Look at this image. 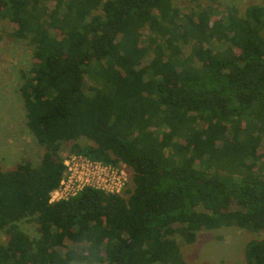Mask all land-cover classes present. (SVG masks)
Instances as JSON below:
<instances>
[{
  "label": "trees",
  "instance_id": "trees-1",
  "mask_svg": "<svg viewBox=\"0 0 264 264\" xmlns=\"http://www.w3.org/2000/svg\"><path fill=\"white\" fill-rule=\"evenodd\" d=\"M178 14L170 0H0L32 47L20 95L43 149L37 166H0V264H184L177 236L223 227L262 233L244 255L264 264V3ZM65 144L124 164L129 188L48 203Z\"/></svg>",
  "mask_w": 264,
  "mask_h": 264
},
{
  "label": "rangeland",
  "instance_id": "rangeland-1",
  "mask_svg": "<svg viewBox=\"0 0 264 264\" xmlns=\"http://www.w3.org/2000/svg\"><path fill=\"white\" fill-rule=\"evenodd\" d=\"M170 3L180 17L188 12L209 9L213 19H222L229 13L242 17L248 7L261 5L264 0H170ZM13 27L8 20H0V166L3 170H13L26 160L37 166L43 154V149L36 144L26 127L20 95L23 84L21 74L31 67L32 47L24 39L10 37ZM261 35L264 37V29ZM70 144L62 148L63 158L70 153ZM77 144L84 146L90 142L81 138ZM126 188H129V182ZM18 227L29 237H37L34 221H21ZM261 236L262 233L223 227L199 232L191 244L183 242L179 236L176 241L184 264H246L244 253L247 243ZM6 241L7 236L0 232V244Z\"/></svg>",
  "mask_w": 264,
  "mask_h": 264
},
{
  "label": "built area",
  "instance_id": "built-area-1",
  "mask_svg": "<svg viewBox=\"0 0 264 264\" xmlns=\"http://www.w3.org/2000/svg\"><path fill=\"white\" fill-rule=\"evenodd\" d=\"M63 166L65 170L58 187L49 193L50 204L66 201L84 188L122 196L130 178L124 164L107 165L81 154H67Z\"/></svg>",
  "mask_w": 264,
  "mask_h": 264
}]
</instances>
